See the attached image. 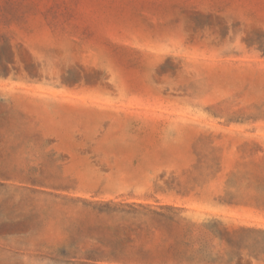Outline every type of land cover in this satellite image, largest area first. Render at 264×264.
<instances>
[{"label":"rangeland","instance_id":"rangeland-1","mask_svg":"<svg viewBox=\"0 0 264 264\" xmlns=\"http://www.w3.org/2000/svg\"><path fill=\"white\" fill-rule=\"evenodd\" d=\"M110 235L264 264V0H0V264Z\"/></svg>","mask_w":264,"mask_h":264},{"label":"trees","instance_id":"trees-1","mask_svg":"<svg viewBox=\"0 0 264 264\" xmlns=\"http://www.w3.org/2000/svg\"><path fill=\"white\" fill-rule=\"evenodd\" d=\"M85 207L90 208L98 215L138 214L143 212L145 216L162 217L173 220L170 214L181 209L172 205L144 204L136 200H118L115 198L105 199H78ZM207 227V225H202ZM121 237L110 235L105 252L90 253L82 256L79 251L67 249L54 252L52 261H62V264H217L219 259L192 252L190 243L182 241L178 246H124L121 245Z\"/></svg>","mask_w":264,"mask_h":264}]
</instances>
